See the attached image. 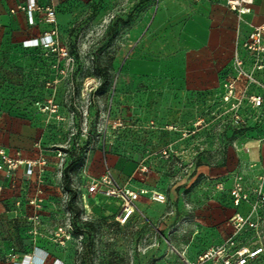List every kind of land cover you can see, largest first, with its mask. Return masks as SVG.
<instances>
[{
	"label": "rangeland",
	"instance_id": "1",
	"mask_svg": "<svg viewBox=\"0 0 264 264\" xmlns=\"http://www.w3.org/2000/svg\"><path fill=\"white\" fill-rule=\"evenodd\" d=\"M26 2L0 0V119L35 124L37 159L47 164L30 179L22 168L0 172V264H221L200 257L234 236L239 209L259 223V236L245 230L240 246L264 248V204L252 214L264 185V107L224 102L232 56L214 92L182 99L151 91L124 66L131 31L151 27L160 0H60L57 45L66 58L26 47L51 29L11 13ZM251 91L264 95V88ZM112 157L132 163L133 183L166 202L142 199L120 224L121 203L95 199L84 187V177H99L96 158L113 174ZM237 184L250 195L239 209L230 196ZM251 264H264V254Z\"/></svg>",
	"mask_w": 264,
	"mask_h": 264
},
{
	"label": "crops",
	"instance_id": "2",
	"mask_svg": "<svg viewBox=\"0 0 264 264\" xmlns=\"http://www.w3.org/2000/svg\"><path fill=\"white\" fill-rule=\"evenodd\" d=\"M15 6L11 3L9 8ZM157 12L151 27L143 25L131 31L124 72L133 81H143L151 91L195 99L198 93L215 91L221 69L231 56L233 61L237 50L246 56L242 46L248 33L264 23V0H255L253 13L243 21L227 7V0H160ZM13 17L15 24L22 26L25 15ZM259 77L264 80V72ZM0 148L24 160L37 159L35 124L19 118L0 119ZM167 148L173 151V147ZM109 165L121 185L134 191H152L147 185L133 183L136 169L132 163L112 157ZM105 170L96 158L92 173L100 176ZM140 170L144 173L147 169ZM148 198L142 196L138 208L141 200ZM236 211L234 215L238 211L244 214L242 209Z\"/></svg>",
	"mask_w": 264,
	"mask_h": 264
},
{
	"label": "built area",
	"instance_id": "3",
	"mask_svg": "<svg viewBox=\"0 0 264 264\" xmlns=\"http://www.w3.org/2000/svg\"><path fill=\"white\" fill-rule=\"evenodd\" d=\"M59 1L48 0L46 5H43L38 0H27L25 5L22 3L18 4L11 10V13H25L31 27L36 26L39 19L41 22L51 26V29L46 31L44 36L30 39L26 43V47L44 48L59 52L61 57L66 58L68 52L62 48L60 49L57 45V10ZM254 3L255 0H227V7L238 16L239 20L243 21L245 16L253 13ZM242 47L246 51V56L243 57L239 50L234 55L232 63L234 73L230 79L225 81L224 102H234V105L239 108L242 105V101L246 100L252 107L259 109L264 107V95L260 92L251 91V87L264 88L262 81L257 78V74L264 71V23L252 27ZM53 107L52 105L51 108ZM233 117L237 124L243 121V117L238 110ZM171 129L173 130V128ZM171 152L172 150L167 148L162 153L165 157H168ZM46 164V159L24 160L11 157L4 149L0 148V172L5 170L13 172L23 168L25 178L30 179L36 169L44 168ZM84 179L86 181L84 185L85 192L89 196L96 199L118 200L121 203V212L116 218L120 224H126L134 217L137 211V204L142 196H149L158 203L166 202V196L163 193L146 190L134 191L127 186H122L108 170L99 177H84ZM84 196L85 198L87 197L86 195ZM230 196L235 208H240L250 200L249 193L240 184L232 188ZM256 197L257 201L253 206V215L260 214V208L264 204V185H260L256 189ZM232 224L235 232L234 236L226 242L208 249L200 257L202 262L218 261L221 264H251L252 261L263 256V247H241L237 239L247 229L255 231L259 236L258 221L238 212L234 215Z\"/></svg>",
	"mask_w": 264,
	"mask_h": 264
},
{
	"label": "trees",
	"instance_id": "4",
	"mask_svg": "<svg viewBox=\"0 0 264 264\" xmlns=\"http://www.w3.org/2000/svg\"><path fill=\"white\" fill-rule=\"evenodd\" d=\"M66 178H67V180H69V176L68 175H66Z\"/></svg>",
	"mask_w": 264,
	"mask_h": 264
}]
</instances>
